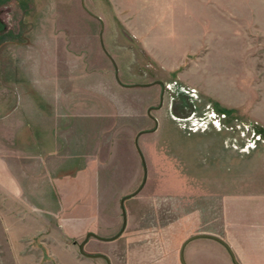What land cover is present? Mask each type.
I'll return each instance as SVG.
<instances>
[{
    "label": "rangeland",
    "instance_id": "rangeland-1",
    "mask_svg": "<svg viewBox=\"0 0 264 264\" xmlns=\"http://www.w3.org/2000/svg\"><path fill=\"white\" fill-rule=\"evenodd\" d=\"M209 2L220 11L216 20L220 35L232 27L236 44L261 48L260 56H264V0H205L207 12L213 8ZM9 7L0 1V161L12 177L11 183L0 181V264H38L44 256L49 259L39 238L28 236L39 228L36 220L40 218L50 223L41 238L51 247L53 261L81 264L71 246L78 252L88 233L111 239L120 232V202L140 188L143 164L147 174L142 189L123 202L124 231L113 241L89 238L83 248L86 255H105L110 264H180L183 242L209 234L225 241L239 264H264V141L255 148L252 145L253 133L264 140V61L234 68L237 76L250 71L248 76H235V82L233 76L199 81L194 71L187 70L185 81L170 78L159 84L153 78L163 77L154 74L153 68L137 66L140 72L132 77V68L125 67L121 88L111 77L98 74L105 58L96 37L98 26L77 6L73 16L59 23L74 27L77 49L87 38L85 28L93 30L91 96L86 98L91 116L83 113L85 85L77 81L75 95L80 98L75 101L77 114L70 119L78 128L57 130L58 123L52 120L44 132L47 137L39 138L43 134L36 115L39 82L5 83L3 73L9 67L2 66V60L57 59L52 49L57 36L51 35L55 12L51 7L39 24L27 19L29 27L39 26V35L26 40L14 33L27 24L21 26L19 11ZM9 32L17 38L5 42ZM11 44L18 46L14 52ZM74 54L78 58L83 51ZM68 57L65 51L59 55ZM20 65L10 68L15 70L12 80L26 77H18L27 69ZM226 69L219 71L226 73ZM150 81L154 85L150 88H132ZM19 88L27 91L23 97ZM17 106L29 114L13 112ZM47 107L58 112L57 107ZM223 111L229 112L228 117H222ZM60 112L70 114L66 108ZM27 117L30 122L23 125L21 119ZM35 135L44 149L50 137L56 142L51 147L55 151L43 162L39 145L32 143ZM53 181L59 186L58 209L48 194ZM184 258L187 264H233L222 245L207 239L188 243ZM90 261L107 264L102 258Z\"/></svg>",
    "mask_w": 264,
    "mask_h": 264
},
{
    "label": "crops",
    "instance_id": "crops-1",
    "mask_svg": "<svg viewBox=\"0 0 264 264\" xmlns=\"http://www.w3.org/2000/svg\"><path fill=\"white\" fill-rule=\"evenodd\" d=\"M0 1L1 3L10 4L9 11L10 9L19 11L20 16L18 20H20L21 26L24 25L27 19H35L39 24V18H47L46 13L49 12L51 7L53 12H55L54 15H51L55 25V31H52L51 35L52 37L57 36V40H54L56 43H53L55 46H52V49L57 51V59L38 58L33 62V60L27 56L26 59L21 60L11 58V60H2V66L5 68L9 67L4 70V73L2 72L5 83L22 82L21 84L29 83L33 85L34 82H39V90H37L38 93L36 92V98H39L41 101L36 105V115L39 116V128H42L43 132V134L39 133V138L44 137V132L48 129V125L52 123V120H56L58 123L56 127L57 130L74 131L78 128L73 120L70 119L71 116L73 117L77 114V105L75 101L77 100L76 98H80V96L75 95V84L77 81L82 80L85 85L83 90L84 108H82L85 112L83 113L88 114L89 117L91 116V109L88 108L89 102L86 101V98L91 96L90 82L93 75L92 68L94 63L91 58L93 30L91 26L85 28L83 34L87 38H85L83 42V47L77 49L75 47L74 35H76V32L74 27L65 28L59 23L65 17L69 19V17L73 16L77 6L79 11L82 12L89 21H94L98 26L96 37L99 49L105 56V58L101 59V67H103L98 74L105 79L111 77L121 88L124 87L120 79L121 76L126 74L125 67L132 68L131 76L133 77L138 74V71L140 72V68L136 67H141L142 64H145L149 66V68H153L154 74L163 77L153 78L152 82L159 84L169 81L168 79L170 78L185 81L186 79L184 77L188 75L186 74L187 70L188 72L194 71L199 81L208 76L211 77L213 82L223 81L225 77L228 78L229 76H233L232 81L235 82V76L245 77L248 76L250 71L247 70L248 74L239 73V76H237L234 68L237 66L249 67L252 61H264V56H260V54H262L261 48L256 49L251 45L244 44L239 46V44H236L238 38L232 27H229L222 35L219 34L218 22L216 20L219 19L220 11L217 9L214 10L213 2H209L213 7L211 11H205V0ZM32 4L36 6L35 10L32 8ZM56 10H58V12ZM206 17L210 18L211 22H206ZM25 24H27V26L17 28L14 34H18L20 37L25 36L26 40H29L33 35H39V26L29 27L28 22ZM13 30L14 29H12V31ZM12 35L13 33L7 36L8 39L6 38L5 42L14 40L15 36L13 37ZM59 37L61 42L58 40ZM26 46L28 47V44ZM36 46L39 51V45L37 43ZM14 47L16 48L18 46L11 44L9 48L14 52ZM19 47L21 48L22 46ZM41 49L44 50V46H42ZM77 50L83 51L81 57L77 58L74 54ZM63 51L67 52V55H69L68 58H59L60 53H63ZM124 52L127 57H125ZM127 52H131L132 56ZM19 65L27 69L25 71L21 70V73H19L20 76L18 77H26L20 80H12L11 77H15V70H10V68ZM256 65L257 64H255V66ZM48 67L52 68L51 73L48 71ZM209 68H211V73ZM220 68L228 69H226L225 73L220 72ZM60 83H66L68 85L60 89V87H58ZM153 83L150 81V83L136 84L132 86V88H150L154 86ZM19 89L22 94L21 97H23L24 93L27 91L23 88ZM48 104L57 107L58 112H55L54 109H45L48 108ZM60 108H66L70 114L60 112ZM159 109L160 108H158V110ZM11 110L13 112L15 111V113L18 112L19 115H24L26 113L23 111L24 109L22 106L13 107ZM66 116L69 117V121L63 118ZM147 116H150L149 111H147ZM37 120L38 117L36 118V121ZM27 122H30V118L21 119L23 125ZM67 123L69 125H67ZM46 135L48 134H45V136ZM33 137L32 143L35 146L39 145V159L43 162L44 159H47V154L55 151L54 148L52 149L51 147H56V145H54L56 142L52 137L48 136L50 139L47 138V146L51 148V150H47L48 148L44 149V143L41 142L42 140L37 138L36 135ZM50 174H48L49 177ZM0 181L3 184H8L12 181L11 174L7 171L2 161H0ZM55 181H53L54 184L50 186L48 194L51 195L52 198L51 205L53 208L57 206L58 209L59 201L56 198V194L59 186ZM36 223L39 228L35 232L28 234V236L31 237L32 240L39 238L38 242L43 244L46 252L47 250L49 251L47 252V257L49 259H45L44 256L41 260L39 259L38 264H58L52 259L51 247L48 248L45 246L43 238H41L46 232L47 227L50 226L49 221L47 219L44 221V219L40 218L39 221L36 220ZM32 240H30V242H32ZM70 249L76 255V260L80 261L81 264H84L85 261L86 263L93 264L90 260L94 258L79 256V251L76 252L73 250L74 246H71ZM261 260L264 263V254L261 256Z\"/></svg>",
    "mask_w": 264,
    "mask_h": 264
},
{
    "label": "water",
    "instance_id": "water-1",
    "mask_svg": "<svg viewBox=\"0 0 264 264\" xmlns=\"http://www.w3.org/2000/svg\"><path fill=\"white\" fill-rule=\"evenodd\" d=\"M139 155L141 156V154L139 153ZM142 162H143V159H142ZM143 172H144V179H143V182L140 186V188L134 192L131 196H128V197H125L121 200L120 202V205H121V212H122V219H123V225H122V228L120 230V232L114 236L113 238L111 239H103V238H99L98 236H96L95 234L93 233H88L86 234L85 238L83 239V241L78 245V251L79 253L82 255V256H85V257H90V258H102L106 261L107 264H110L109 263V260L108 258L105 256V255H86L83 251V248L85 246V244L87 243V241L89 240V238H95L99 241H103V242H108V241H113L115 239H117L121 234L122 232L124 231L125 229V224H126V219H125V212L123 210V202L130 198V197H133L135 195H137L140 190L142 189L144 183H145V179H146V170H145V166L143 164ZM198 239H208V240H212V241H215L217 243H219L220 245H222L228 252L230 258H231V261L233 264H239L235 258V255L233 254L231 248L229 247V245L223 241L222 239L216 237V236H213V235H209V234H199V235H195V236H192L190 238H188L187 240H185L180 248V251H179V260H180V264H187L186 261H185V258H184V250H185V247L188 243H190L191 241H194V240H198Z\"/></svg>",
    "mask_w": 264,
    "mask_h": 264
},
{
    "label": "built area",
    "instance_id": "built-area-1",
    "mask_svg": "<svg viewBox=\"0 0 264 264\" xmlns=\"http://www.w3.org/2000/svg\"><path fill=\"white\" fill-rule=\"evenodd\" d=\"M221 115H222L223 118L228 117L226 113H222ZM217 120H219V118H217ZM217 124H219V123H217ZM255 135H256V136H255ZM254 136H255V137H254ZM253 137L256 138V139L252 142V145H253L254 148H255V146H256V143L259 144L261 141H264V140L262 139L261 135L258 134V133H257V134H256V133H255V134L253 133ZM246 146H247V145H246ZM250 147H251V146H248L247 148H250Z\"/></svg>",
    "mask_w": 264,
    "mask_h": 264
},
{
    "label": "trees",
    "instance_id": "trees-1",
    "mask_svg": "<svg viewBox=\"0 0 264 264\" xmlns=\"http://www.w3.org/2000/svg\"><path fill=\"white\" fill-rule=\"evenodd\" d=\"M223 112H225V113L229 114V112H228V111H223Z\"/></svg>",
    "mask_w": 264,
    "mask_h": 264
}]
</instances>
